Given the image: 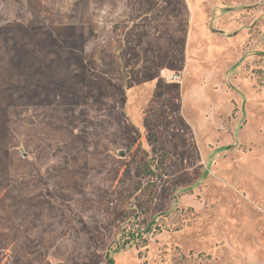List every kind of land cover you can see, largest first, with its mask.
<instances>
[{"label": "rangeland", "instance_id": "1", "mask_svg": "<svg viewBox=\"0 0 264 264\" xmlns=\"http://www.w3.org/2000/svg\"><path fill=\"white\" fill-rule=\"evenodd\" d=\"M0 264H264V0H0Z\"/></svg>", "mask_w": 264, "mask_h": 264}, {"label": "built area", "instance_id": "2", "mask_svg": "<svg viewBox=\"0 0 264 264\" xmlns=\"http://www.w3.org/2000/svg\"><path fill=\"white\" fill-rule=\"evenodd\" d=\"M161 75H162L164 78H166L168 81H171V82H173V81L176 82V81L179 80V78H178L177 76H175V75H166L164 72H162Z\"/></svg>", "mask_w": 264, "mask_h": 264}, {"label": "water", "instance_id": "3", "mask_svg": "<svg viewBox=\"0 0 264 264\" xmlns=\"http://www.w3.org/2000/svg\"><path fill=\"white\" fill-rule=\"evenodd\" d=\"M121 156H122V154H121Z\"/></svg>", "mask_w": 264, "mask_h": 264}]
</instances>
